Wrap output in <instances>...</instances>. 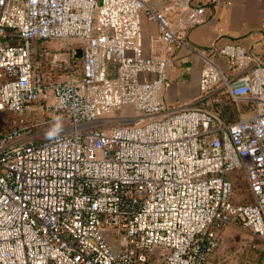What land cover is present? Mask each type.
<instances>
[{
	"label": "built area",
	"instance_id": "built-area-1",
	"mask_svg": "<svg viewBox=\"0 0 264 264\" xmlns=\"http://www.w3.org/2000/svg\"><path fill=\"white\" fill-rule=\"evenodd\" d=\"M151 1L0 0V112L41 103L48 134L0 132V264H222L228 226L264 242V62L226 44V73L188 48L207 104L167 111L169 60L143 56L140 12L170 53L212 0ZM232 172L252 204L233 201Z\"/></svg>",
	"mask_w": 264,
	"mask_h": 264
},
{
	"label": "crops",
	"instance_id": "crops-1",
	"mask_svg": "<svg viewBox=\"0 0 264 264\" xmlns=\"http://www.w3.org/2000/svg\"><path fill=\"white\" fill-rule=\"evenodd\" d=\"M172 3L173 0H152L149 8L162 12ZM191 3L201 4L196 0ZM204 10V21L186 31L187 47L174 45L170 53L163 44L156 41L160 33L158 24L148 19L145 9L140 12L143 56L169 60L166 82L160 93V100L167 111L207 104V101L200 99L198 87L202 61L188 48L203 50L212 55L215 63L226 73V58L215 55L226 44L238 43L256 62H264V0H212V3L204 5ZM167 12L169 20L174 21L176 14Z\"/></svg>",
	"mask_w": 264,
	"mask_h": 264
},
{
	"label": "rangeland",
	"instance_id": "rangeland-1",
	"mask_svg": "<svg viewBox=\"0 0 264 264\" xmlns=\"http://www.w3.org/2000/svg\"><path fill=\"white\" fill-rule=\"evenodd\" d=\"M36 48L46 47L52 51L58 53L65 52L61 49L62 43L47 41L46 43H36ZM70 63L73 67L79 66L80 60L70 58ZM58 80H61L58 79ZM126 111V110H125ZM128 114H132L131 110L126 111ZM121 113L117 111L110 117H117ZM43 112V104H32L26 111L25 115L10 116V125L15 128H21L29 131L30 134H34L40 138H45L48 134L45 133L47 128H43V122L45 119ZM235 182V200L238 202H251L246 183L241 174L237 175ZM264 248V242L258 238L253 237L249 232L242 230L239 227L228 226L223 229L220 236V244L215 254L211 257L214 262H221L222 264H263L264 254L262 249Z\"/></svg>",
	"mask_w": 264,
	"mask_h": 264
},
{
	"label": "trees",
	"instance_id": "trees-1",
	"mask_svg": "<svg viewBox=\"0 0 264 264\" xmlns=\"http://www.w3.org/2000/svg\"><path fill=\"white\" fill-rule=\"evenodd\" d=\"M233 106H230L229 107V109H232L233 110ZM18 116V115H15V114H12V113H9V112H0V132H7V131H11V130H14V129H16L15 127H12V126H9L10 124V121H9V119H10V116ZM18 117H21V116H18ZM235 119V118H234ZM239 174H241V173H239V172H232V173H230V174H228V175H226V180H228L229 182H231V184H232V186H233V189H234V193H235V182H236V176L237 175H239ZM242 175V174H241ZM245 181V180H244ZM246 183V182H245ZM246 186H247V184H246ZM247 189H248V187H247ZM248 192H249V190H248ZM236 195V194H235ZM249 195H250V197H251V202H238V201H236L235 200V198H234V202L236 203V204H243V205H247V204H252L254 201H253V199H252V196H251V194H250V192H249Z\"/></svg>",
	"mask_w": 264,
	"mask_h": 264
},
{
	"label": "water",
	"instance_id": "water-1",
	"mask_svg": "<svg viewBox=\"0 0 264 264\" xmlns=\"http://www.w3.org/2000/svg\"><path fill=\"white\" fill-rule=\"evenodd\" d=\"M76 57L77 58L81 57V51L79 49L76 50Z\"/></svg>",
	"mask_w": 264,
	"mask_h": 264
}]
</instances>
